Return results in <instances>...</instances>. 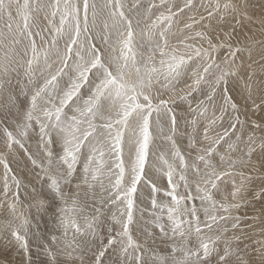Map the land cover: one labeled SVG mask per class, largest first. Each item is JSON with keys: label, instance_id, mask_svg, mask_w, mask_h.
I'll return each mask as SVG.
<instances>
[{"label": "snow or ice", "instance_id": "obj_1", "mask_svg": "<svg viewBox=\"0 0 264 264\" xmlns=\"http://www.w3.org/2000/svg\"><path fill=\"white\" fill-rule=\"evenodd\" d=\"M0 264H264V0H0Z\"/></svg>", "mask_w": 264, "mask_h": 264}]
</instances>
